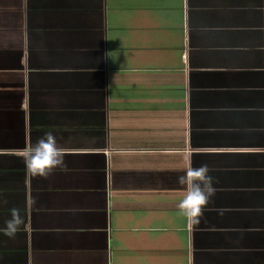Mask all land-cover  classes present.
Instances as JSON below:
<instances>
[{
	"label": "crops",
	"instance_id": "0c3cea01",
	"mask_svg": "<svg viewBox=\"0 0 264 264\" xmlns=\"http://www.w3.org/2000/svg\"><path fill=\"white\" fill-rule=\"evenodd\" d=\"M0 264H264V0H0Z\"/></svg>",
	"mask_w": 264,
	"mask_h": 264
},
{
	"label": "clouds",
	"instance_id": "9594fccd",
	"mask_svg": "<svg viewBox=\"0 0 264 264\" xmlns=\"http://www.w3.org/2000/svg\"><path fill=\"white\" fill-rule=\"evenodd\" d=\"M26 172L32 177L47 178L54 170L64 165V150L57 146L52 132H46L35 145H29L20 153ZM206 165L198 168L189 167L185 174L178 177V183L185 185L187 193L179 203L181 213L193 224H198L203 210L215 194L212 177L208 175ZM12 218L7 221L4 233L14 236L23 224L18 209L11 210Z\"/></svg>",
	"mask_w": 264,
	"mask_h": 264
}]
</instances>
